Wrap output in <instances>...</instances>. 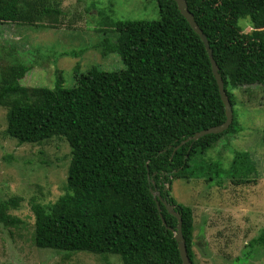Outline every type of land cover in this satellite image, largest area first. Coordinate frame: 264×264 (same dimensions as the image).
Returning a JSON list of instances; mask_svg holds the SVG:
<instances>
[{
  "label": "trees",
  "instance_id": "trees-1",
  "mask_svg": "<svg viewBox=\"0 0 264 264\" xmlns=\"http://www.w3.org/2000/svg\"><path fill=\"white\" fill-rule=\"evenodd\" d=\"M185 1L207 39L232 108V124L223 133L175 150L226 118L205 47L172 0H155L156 21L106 17L105 37L95 48L102 56L116 54L124 70L78 74L76 68L69 89L62 88L60 75L53 89L23 87L19 81L31 70L26 65L1 72L6 136L19 145L62 137L70 148L64 194L51 205H31L36 248L68 253V259L86 252L116 256L120 264H182L174 239L177 220L164 201L180 216L194 264L193 212L171 198L172 181L253 182L257 171L247 152L233 151L227 166L200 157L241 131L233 91L264 83V0ZM61 14L49 0H0V24L44 27L42 18L56 23ZM242 18L250 21L249 33L238 25ZM20 202L18 197L0 202L3 227L24 226L9 214ZM250 245L264 248V230Z\"/></svg>",
  "mask_w": 264,
  "mask_h": 264
},
{
  "label": "rangeland",
  "instance_id": "rangeland-1",
  "mask_svg": "<svg viewBox=\"0 0 264 264\" xmlns=\"http://www.w3.org/2000/svg\"><path fill=\"white\" fill-rule=\"evenodd\" d=\"M49 1L62 12L56 23L42 18L44 27L0 24V78L5 67L22 64L31 67L19 81L23 87L53 89L60 75L62 88L69 89L75 86L76 68L78 74L92 68L124 70L116 54L102 56L95 48L105 37L101 25L106 17L120 22L159 19L155 0ZM238 25L245 33L251 31L248 18ZM233 92L241 131L222 138L200 158L227 166L233 151L247 152L257 173L242 186L228 180L221 186L204 179L172 181L171 198L193 212L194 264H264V248L250 245L264 230V83ZM6 114L0 107V202L20 198L18 209L9 214L24 226L0 224V264H120L113 255L77 252L68 259V253L34 246L31 205H51L64 194L70 148L62 137L19 145L5 134Z\"/></svg>",
  "mask_w": 264,
  "mask_h": 264
},
{
  "label": "water",
  "instance_id": "water-1",
  "mask_svg": "<svg viewBox=\"0 0 264 264\" xmlns=\"http://www.w3.org/2000/svg\"><path fill=\"white\" fill-rule=\"evenodd\" d=\"M172 1L176 4L177 10L180 13V15L188 23L191 30L199 37V39L202 41V43L205 47V50L207 52L208 59H209L210 65H211V72H212L214 80L217 84L219 96H220V99H221L223 106H224V109H225V118H226L224 123H222L221 125L211 127L207 130L200 131L198 133H195L192 137L185 139L175 148V150H177L180 146L186 144L187 142L197 141L201 137H204L207 135H217V134L223 133L232 124L233 114H232L231 105L229 103V100H228V98L225 94L224 88H223V82H222V79L219 75V69H218L215 61L213 60L212 51L209 47V44L207 42L206 37L203 35L202 31L200 30L198 25L195 23L193 15L188 11L186 1L185 0H172ZM152 193L154 194L153 190H152ZM155 195L159 198L160 201H162L158 192H155ZM162 204L166 208L167 212L171 216L175 217L177 220V226H176V232H175L174 239L177 243V249L179 252L181 263L182 264H192V262L188 256V253H187L185 240L182 237V231H181L182 222H181L180 216L174 211L173 205L167 204L164 201H162ZM159 216H160V219L162 221V224L164 225V227H166V223H165L162 215L159 214ZM167 229L170 230L169 228H167Z\"/></svg>",
  "mask_w": 264,
  "mask_h": 264
}]
</instances>
